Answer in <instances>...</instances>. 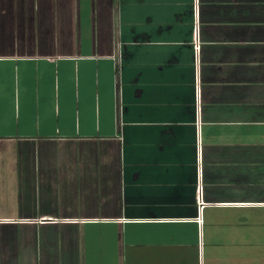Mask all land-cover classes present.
<instances>
[{
  "label": "crops",
  "instance_id": "1",
  "mask_svg": "<svg viewBox=\"0 0 264 264\" xmlns=\"http://www.w3.org/2000/svg\"><path fill=\"white\" fill-rule=\"evenodd\" d=\"M0 264H264V0H0Z\"/></svg>",
  "mask_w": 264,
  "mask_h": 264
}]
</instances>
